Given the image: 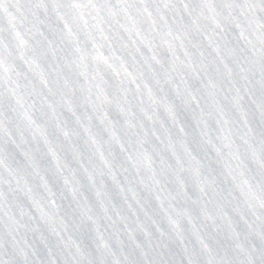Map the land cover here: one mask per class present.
<instances>
[{"label": "water", "instance_id": "95a60500", "mask_svg": "<svg viewBox=\"0 0 264 264\" xmlns=\"http://www.w3.org/2000/svg\"><path fill=\"white\" fill-rule=\"evenodd\" d=\"M0 264H264V0H0Z\"/></svg>", "mask_w": 264, "mask_h": 264}]
</instances>
